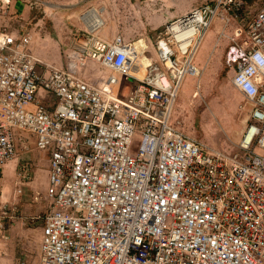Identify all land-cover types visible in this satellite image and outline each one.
Wrapping results in <instances>:
<instances>
[{
  "label": "built area",
  "instance_id": "1",
  "mask_svg": "<svg viewBox=\"0 0 264 264\" xmlns=\"http://www.w3.org/2000/svg\"><path fill=\"white\" fill-rule=\"evenodd\" d=\"M203 1L157 34V61L137 78L125 63L132 43L100 29L72 34L64 67L39 58L12 9L26 0H0V168L33 148L50 156L44 264H264V0ZM216 21L249 110L231 154L174 120L186 79L203 75L196 55ZM235 22L243 28L232 35ZM90 63L105 80L91 78ZM21 160L27 183L32 164ZM2 190L0 236L20 218Z\"/></svg>",
  "mask_w": 264,
  "mask_h": 264
},
{
  "label": "rangeland",
  "instance_id": "2",
  "mask_svg": "<svg viewBox=\"0 0 264 264\" xmlns=\"http://www.w3.org/2000/svg\"><path fill=\"white\" fill-rule=\"evenodd\" d=\"M89 1L91 0H36L37 7L29 10V1L26 0L27 7L21 2H13L12 9L15 13L22 12L24 22L27 23L26 29L33 36L35 54L43 60L64 67L68 61V52L64 54L63 50L67 48L69 37L72 33L86 31L87 27L82 18L95 9L88 6ZM203 3V0H122V17H114L109 24L104 16L106 24L100 37L112 40L120 35L126 39L125 42L132 43L125 63L129 67L135 64V72L137 64L141 63L144 71L149 60L152 63L157 61V34L168 24H162L163 17L175 13L182 16ZM56 13H62L64 17L55 21ZM240 28H243V24L235 22L229 31L235 35ZM220 30L221 22L216 21L203 41L195 65L205 70L200 79L191 76L186 79L175 108L174 120L182 123V130L188 135L217 151L231 154L237 150L246 130L249 110L232 85L234 68L227 63L228 42L223 40L218 43ZM89 70L92 73L96 70L101 72L93 63L89 64ZM135 72L132 75L140 78ZM122 94L125 95V92ZM40 153L47 154L36 150L34 155ZM18 166L19 161L16 159L0 168V183L3 188L9 186L13 191ZM34 168L37 169L36 165ZM25 185L20 187L24 193ZM45 193L52 200L50 185ZM2 254L4 253L0 252V264H43L40 250H29L17 258H12L11 255L7 261L1 259Z\"/></svg>",
  "mask_w": 264,
  "mask_h": 264
},
{
  "label": "crops",
  "instance_id": "3",
  "mask_svg": "<svg viewBox=\"0 0 264 264\" xmlns=\"http://www.w3.org/2000/svg\"><path fill=\"white\" fill-rule=\"evenodd\" d=\"M43 1H56V0H43ZM90 5L97 10L99 9L101 16L103 18L105 16L109 24H111L112 19L114 17L115 18L122 17V0H91L88 2V6ZM60 17L62 18L64 17V15H62V13H56L54 17L55 21ZM179 17L181 16H179L176 13L170 16H166V17L164 16L162 19L163 20L162 24L169 23ZM71 36L69 37V43L67 45V48H64L63 50L64 54L69 52V44H70ZM118 36L120 35H117L116 37ZM53 46L57 47V45H53ZM54 47L52 48L50 47V49H55ZM56 50L57 49H55V51ZM137 66H138L137 72L134 71L136 67L133 69V71L136 73V75L141 76L140 78H142L145 75V71H143V68L141 67V63H138ZM96 71H94L95 73H92L90 70L91 78L94 81H96L97 79L98 81L100 80L103 81L106 79V77L109 74L108 71L102 69L101 72L99 71L96 72ZM128 86H131V83L129 81H124L123 89L121 88V93L122 91L127 92ZM124 87L126 88L124 89ZM32 151L33 152L27 155H22V156L19 155V157L17 158L19 161V166H18L19 168L22 162L21 157L24 159H29L32 164L33 177L32 180L26 183L25 185L26 192L24 193L22 190V193L18 194L17 191L21 189L20 188L21 185H20V181L17 180V176L14 179L15 188L13 189V191L12 188H10L9 186H6L4 188L2 186L3 196L5 197V199L9 200L11 203L16 204L20 210L19 220H16L11 225H9L0 236V252L4 253L2 254L1 259L4 261H7L8 257L11 255H13L12 258L21 257L29 250L41 251V243L43 237V225L41 222V217H43V215L49 210L52 203L45 193V191L49 186L50 156L48 153L46 155L40 153L39 155L35 156L34 152L36 150L34 149ZM34 165H36L37 169L34 168ZM42 180H44V182ZM46 182H47V186H45Z\"/></svg>",
  "mask_w": 264,
  "mask_h": 264
},
{
  "label": "bare ground",
  "instance_id": "4",
  "mask_svg": "<svg viewBox=\"0 0 264 264\" xmlns=\"http://www.w3.org/2000/svg\"><path fill=\"white\" fill-rule=\"evenodd\" d=\"M82 19L90 31H95V30L99 31V29L101 31V29H103V27L105 26L104 18L101 16L99 10H97V9H93L92 11L87 13ZM175 28L178 29L179 26L176 25V26H174V29ZM188 32H191V31H188ZM200 48L198 49V52H199ZM197 55H198V53H197ZM197 55H196V57H197Z\"/></svg>",
  "mask_w": 264,
  "mask_h": 264
},
{
  "label": "clouds",
  "instance_id": "5",
  "mask_svg": "<svg viewBox=\"0 0 264 264\" xmlns=\"http://www.w3.org/2000/svg\"><path fill=\"white\" fill-rule=\"evenodd\" d=\"M239 95H240V94H239ZM240 96H241V95H240ZM33 150H34V148H33ZM35 150H36V149H35ZM31 152H32V151H31ZM31 152H30V153H31ZM21 164H22V162H21ZM17 173H18V172H17ZM32 177H33V173H32ZM17 180L20 181V179H19L18 177H17ZM31 180H32V179H31ZM31 180H30V181H31ZM30 181H29V182H30ZM27 183H28V182H27ZM22 184H26V183H23V182L20 181V185H22ZM18 185H19V184H18ZM19 190H20V189H19ZM21 190H22V189H21ZM51 205H52V203H51ZM49 209H50V208H49ZM44 215H45V214H44ZM44 215H43V216H44ZM41 219H42V217H41ZM41 222H42V220H41ZM42 225H43V223H42ZM41 244H42V243H41ZM41 258H42V250H41ZM42 262H43V260H42ZM43 264H44V263H43Z\"/></svg>",
  "mask_w": 264,
  "mask_h": 264
}]
</instances>
